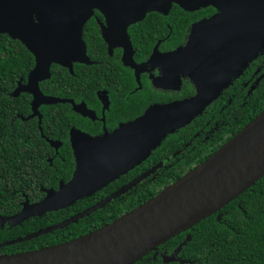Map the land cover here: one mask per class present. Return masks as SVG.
Masks as SVG:
<instances>
[{"label":"water","instance_id":"obj_1","mask_svg":"<svg viewBox=\"0 0 264 264\" xmlns=\"http://www.w3.org/2000/svg\"><path fill=\"white\" fill-rule=\"evenodd\" d=\"M260 2L262 7L264 1ZM173 3L194 7L204 0H0V34L22 41L35 59L28 82L20 81L11 96L22 91L33 94L30 117H41L38 108L42 104L69 101L44 94L40 82L51 77L53 63L73 70V62L87 60L82 30L93 8L103 11L118 25L127 26L142 20L150 11L167 12ZM231 5L230 0L221 2L229 14ZM253 13L264 15V11L256 12V9ZM258 24L254 18V32L249 30L248 35L241 31L245 27L233 30L231 21L223 14L215 24L213 20L198 25L188 43L171 53L179 67L195 80L197 94L185 100L154 105L113 135L75 134L77 167L72 180L61 185L59 191L47 189L41 202L29 204L27 198L23 209L10 217L12 221L21 223L46 211L66 207L145 159L162 138L202 113L232 77L264 52V19ZM215 25L221 29L215 36L216 41L203 42V26ZM263 176L264 109L207 159L120 218L59 244L1 253L0 264H135L153 251L156 257L160 245L229 204ZM108 200L54 226L0 242V247L63 228ZM4 218L0 217V221L4 222ZM191 239L192 235H188L171 254H162L163 262H191L179 255Z\"/></svg>","mask_w":264,"mask_h":264},{"label":"flooded vegetation","instance_id":"obj_2","mask_svg":"<svg viewBox=\"0 0 264 264\" xmlns=\"http://www.w3.org/2000/svg\"><path fill=\"white\" fill-rule=\"evenodd\" d=\"M230 1V14L222 8V0H204V3L194 7H181L173 3L167 12L150 11L142 20L127 26L118 25L103 11L93 8L82 30V39L87 47V60L73 62V70L57 63L52 64L51 70L56 66L60 68V72L67 70L73 75L70 80H58L57 94L45 92L47 86L43 87L44 82L51 79L52 71L50 78L40 82L44 94L69 101L42 104L38 108L41 117H30L33 113V94L22 91L13 96H25L30 108L27 114L16 113L12 121L17 118L24 122L31 119L37 121L40 137L48 143L49 155L46 161L54 175L45 180L49 185L41 186L33 199L25 194L21 208L16 213L0 215L5 217L4 222L0 221V228H14L26 221L40 220L37 221L40 224L38 230L44 229L76 217L109 199L90 214L59 228L68 231L69 239L64 241L93 232L153 198L240 131L246 121H249L254 106H259V96L264 95V52H260L238 75L232 77L202 113L174 132L168 133L145 159L125 173L88 195L77 198L66 207L46 211L21 223L13 222L10 218L23 209L27 198L29 204H35L45 199L47 189L59 191L61 185L69 184L77 167L75 134L92 137L113 135L120 127L133 123L154 105L169 104L195 96L198 92L195 80L185 69L179 67L180 64L173 60L171 53L188 43L198 25H205L213 20L215 24L222 14L231 21L233 30L245 27L241 31L247 35L250 34L249 30L252 34L254 32V18L260 24L264 19V15L253 13L255 9L256 12L264 11V2L261 7L260 0ZM201 33L205 36L201 38L203 42H215V36L221 33V29H217L216 25L203 26ZM21 82L26 84L28 76ZM44 114L54 116V122L47 125L49 134H45L41 127ZM33 151L36 150L32 149L31 152ZM70 155L72 168L68 173L65 164L68 163L67 157ZM63 171L66 174H62ZM131 184L133 185L128 187ZM127 206L131 207L125 212ZM224 208L225 206L211 216L221 220L227 212ZM57 215L61 219L55 221ZM75 226H80L81 229L73 228ZM56 230L43 234L53 235L50 240H44L47 245L42 248L64 242H56ZM188 230L182 232L184 236L174 249L160 248L164 243L158 247L156 257L155 251L149 254L153 259L161 257L162 254H171L191 235Z\"/></svg>","mask_w":264,"mask_h":264},{"label":"trees","instance_id":"obj_3","mask_svg":"<svg viewBox=\"0 0 264 264\" xmlns=\"http://www.w3.org/2000/svg\"><path fill=\"white\" fill-rule=\"evenodd\" d=\"M34 64L33 54L21 42L7 34H0V215L16 213L21 208L24 195L33 199L41 186L49 185L45 180L54 175L46 161L48 143L40 137L37 121L31 119L24 122L20 118L12 121L16 113L29 112L28 99L23 95L13 97L10 93L19 81L27 79ZM51 71L52 77L44 82L43 87L47 86L45 92L57 94L58 80H70L73 75L67 70L60 72L56 66ZM254 107L249 121L264 109V95L259 96V106ZM53 117L52 114H44L41 127L45 134H49L47 125L54 122ZM32 149L36 151L31 152ZM67 159L65 170L70 173L71 155ZM130 207H125V212ZM224 210L227 212L221 220L213 215L188 230L192 239L179 255L191 262L164 263L161 257L153 259L149 254L135 264H264V176L227 204ZM60 219L57 215L55 221ZM37 221H26L14 228H0V242L38 230L40 224ZM73 228L81 229L80 226ZM67 232L56 230V242L69 239ZM51 235L0 247V253L42 248L47 245L44 240H50ZM183 236L182 233L169 239L160 248L174 249Z\"/></svg>","mask_w":264,"mask_h":264}]
</instances>
